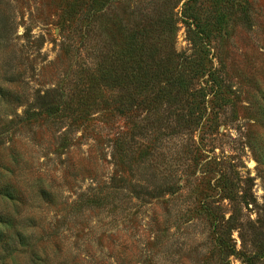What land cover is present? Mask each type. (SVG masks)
I'll use <instances>...</instances> for the list:
<instances>
[{"label": "rangeland", "instance_id": "374dc122", "mask_svg": "<svg viewBox=\"0 0 264 264\" xmlns=\"http://www.w3.org/2000/svg\"><path fill=\"white\" fill-rule=\"evenodd\" d=\"M223 241L264 264V0H0V264Z\"/></svg>", "mask_w": 264, "mask_h": 264}, {"label": "trees", "instance_id": "16d2710c", "mask_svg": "<svg viewBox=\"0 0 264 264\" xmlns=\"http://www.w3.org/2000/svg\"><path fill=\"white\" fill-rule=\"evenodd\" d=\"M190 15V14H189ZM195 16H192V18H194ZM115 141V143H117V142H119L117 139H115L114 140ZM116 147H117V145H116ZM139 152H142V151H140L139 150ZM113 181V180H112ZM146 188V187H145ZM147 189V188H146ZM222 190H223V193H227L226 194V197H227V199H229L230 201H235V197L233 196V194L235 193V192H233L232 191V189L229 187V184H227V183H224L223 184V186H222ZM142 193H144V191L142 192ZM236 194V193H235ZM145 196L146 195H149L148 193H145L144 194ZM98 196V195H97ZM239 202L240 203H242L245 207L247 206V205H249V203H250V201H249V199H247V198H245V197H243V196H240V200H239ZM199 205V204H198ZM199 206H201V205H199ZM232 213H233V211L231 212V214H230V216L227 218V222H230L231 220H232ZM213 216H214V214L213 213H211ZM153 240H155V241H153V242H155V245L157 244V243H159L160 242V240L158 239V238H154ZM219 246H220V248H221V251L219 252L220 253V257H221V261L222 260H225L226 261V264H229V262H228V257H230L231 255H234V256H236V257H240L241 255H243V252H241L240 253V251L239 252H236L234 249H229L228 248V246L227 245H225V243H224V241L223 242H221V243H219ZM245 255V254H244ZM252 255L253 254H251V255H249V257L250 258H252ZM255 255V254H254ZM262 255H264V253H262ZM248 257V256H247ZM240 259H241V257H240ZM142 264H151V261H149V260H144V262L142 263Z\"/></svg>", "mask_w": 264, "mask_h": 264}]
</instances>
